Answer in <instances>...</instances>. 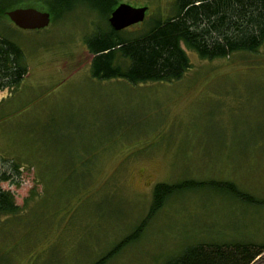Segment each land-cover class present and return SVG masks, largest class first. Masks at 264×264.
Here are the masks:
<instances>
[{
	"label": "rangeland",
	"instance_id": "1",
	"mask_svg": "<svg viewBox=\"0 0 264 264\" xmlns=\"http://www.w3.org/2000/svg\"><path fill=\"white\" fill-rule=\"evenodd\" d=\"M18 7L50 23L19 30L0 12L27 70L0 90V173L21 165L1 183L20 211L0 217V264H98L116 246L100 264H169L199 244H264V43L211 61L184 48L190 69L172 83L98 81L84 44L107 28L98 12Z\"/></svg>",
	"mask_w": 264,
	"mask_h": 264
},
{
	"label": "trees",
	"instance_id": "2",
	"mask_svg": "<svg viewBox=\"0 0 264 264\" xmlns=\"http://www.w3.org/2000/svg\"><path fill=\"white\" fill-rule=\"evenodd\" d=\"M47 2L46 10L57 17L76 2L98 12L106 23L107 28L84 39L92 56L90 75L98 81L121 79L132 85L172 83L190 69L184 48L211 61L235 53L254 54L264 43V0H174L172 14L164 19L145 16L141 23L132 26L137 27L132 33L128 28L116 32L109 27L108 17L118 5L115 0ZM20 3L21 0H0V12L4 11L6 16L5 10L18 8ZM23 59L21 49L6 35H0V90L16 87L27 74ZM20 167L11 162V175L0 173V217L19 216L20 207L12 194L1 188V183L16 179ZM157 189L159 186L152 208L161 206L163 201V194H157ZM263 253L264 244H199L187 248L169 264H254Z\"/></svg>",
	"mask_w": 264,
	"mask_h": 264
},
{
	"label": "water",
	"instance_id": "3",
	"mask_svg": "<svg viewBox=\"0 0 264 264\" xmlns=\"http://www.w3.org/2000/svg\"><path fill=\"white\" fill-rule=\"evenodd\" d=\"M146 7H133L120 3L108 17L109 27L116 32L141 23L146 15ZM7 19L19 30H40L50 23V15L31 7L14 8L5 13Z\"/></svg>",
	"mask_w": 264,
	"mask_h": 264
}]
</instances>
